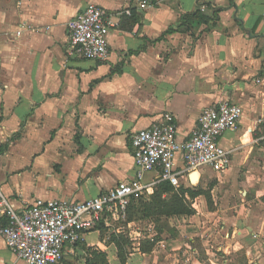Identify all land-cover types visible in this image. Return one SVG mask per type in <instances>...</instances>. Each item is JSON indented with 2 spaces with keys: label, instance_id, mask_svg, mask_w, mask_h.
I'll return each mask as SVG.
<instances>
[{
  "label": "crops",
  "instance_id": "1",
  "mask_svg": "<svg viewBox=\"0 0 264 264\" xmlns=\"http://www.w3.org/2000/svg\"><path fill=\"white\" fill-rule=\"evenodd\" d=\"M141 1L0 0V190L14 208L96 196L134 177L133 132L170 112L183 140L202 109L229 99L243 114L219 142L231 159L224 177L241 189V202L210 210L197 196L195 213L169 218L171 231L150 252L139 246L153 226L141 235L128 223L124 264H264V0H205L223 7L211 30L163 37L197 0H147L143 9ZM88 3L105 8L113 23L104 62L67 47V21ZM206 172L217 174L201 169L195 186ZM157 176L156 169L142 180ZM112 224L103 238L97 229L82 242L121 264L107 243V232L120 230ZM63 260L85 264L80 245L65 249ZM0 264H27L1 236Z\"/></svg>",
  "mask_w": 264,
  "mask_h": 264
},
{
  "label": "built area",
  "instance_id": "2",
  "mask_svg": "<svg viewBox=\"0 0 264 264\" xmlns=\"http://www.w3.org/2000/svg\"><path fill=\"white\" fill-rule=\"evenodd\" d=\"M147 5V0H142L138 6L143 9ZM66 25L71 53L97 62L109 58L107 35L113 23L105 8L88 3ZM242 114L240 104L219 100L202 109L189 136L178 140L174 116L165 112L151 126L131 134L134 177L81 201L36 200L14 208L0 190V215L5 219L0 236L16 258L27 264H63L65 249L82 241L85 233L97 230L99 223L107 227L124 219L130 202L152 193L154 183L168 181L177 189L186 183L190 186L193 171L208 167L223 173L231 159L219 139L226 130L237 128ZM156 169V181L143 182V174Z\"/></svg>",
  "mask_w": 264,
  "mask_h": 264
},
{
  "label": "trees",
  "instance_id": "3",
  "mask_svg": "<svg viewBox=\"0 0 264 264\" xmlns=\"http://www.w3.org/2000/svg\"><path fill=\"white\" fill-rule=\"evenodd\" d=\"M202 6L207 10H202ZM222 9L223 7L214 6L205 0H197L196 8L193 11L181 14L177 26L167 28L161 37L172 32L195 33L194 31L201 25H205V29L209 31L219 20V12ZM133 15V10H130V17ZM211 189L212 184L207 189L186 185L175 189L168 181H160L154 186L152 193L132 200L126 208L124 219L119 220L123 223L124 229H114L106 234L107 243L115 247L119 262L124 264L132 249V241L129 238V230L127 229L128 223L146 221L153 226L155 234L144 238L139 246L142 252H150L156 242L161 239L159 234L170 230L169 218L180 215L189 216L195 213L192 206L194 198L203 195L208 209H213ZM260 199L264 203V195ZM97 229L101 233L100 238H103L108 228L101 222L98 224ZM76 245H80L84 252L85 264H109L105 252L86 246L82 241Z\"/></svg>",
  "mask_w": 264,
  "mask_h": 264
},
{
  "label": "rangeland",
  "instance_id": "4",
  "mask_svg": "<svg viewBox=\"0 0 264 264\" xmlns=\"http://www.w3.org/2000/svg\"><path fill=\"white\" fill-rule=\"evenodd\" d=\"M211 182H213L212 192L214 195L213 210L226 209L232 205H237L239 202H241L240 199L242 196H241V193L238 192L240 188L237 187V185L234 183L233 180L225 179L224 173L212 174V173L206 172L203 174L202 178L199 180V183L197 184V186L202 187V188H208ZM203 204L204 203L202 202L201 205ZM199 206H200V203H199ZM134 224H135L134 226L141 231V235L147 232L146 228L148 226L147 225L148 223L146 221H137V222H134ZM112 225L115 227H119V229H124L123 223L121 222H113ZM131 228H134V227H131ZM127 229L129 230L130 228L127 227ZM128 232L130 234V230Z\"/></svg>",
  "mask_w": 264,
  "mask_h": 264
},
{
  "label": "water",
  "instance_id": "5",
  "mask_svg": "<svg viewBox=\"0 0 264 264\" xmlns=\"http://www.w3.org/2000/svg\"><path fill=\"white\" fill-rule=\"evenodd\" d=\"M194 176H197V179H196V180H194ZM198 178H199V173H198V171H193V172H191V173L189 174L190 184H191L192 186H195V185H196V182H197V180H198Z\"/></svg>",
  "mask_w": 264,
  "mask_h": 264
},
{
  "label": "bare ground",
  "instance_id": "6",
  "mask_svg": "<svg viewBox=\"0 0 264 264\" xmlns=\"http://www.w3.org/2000/svg\"><path fill=\"white\" fill-rule=\"evenodd\" d=\"M197 179V176H194V180H196Z\"/></svg>",
  "mask_w": 264,
  "mask_h": 264
}]
</instances>
